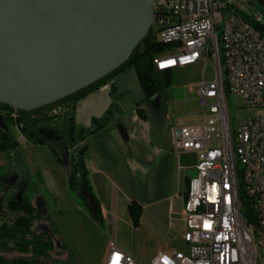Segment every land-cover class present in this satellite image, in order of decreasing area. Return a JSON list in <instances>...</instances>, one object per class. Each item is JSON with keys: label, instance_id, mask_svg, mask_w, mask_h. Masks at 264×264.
<instances>
[{"label": "built area", "instance_id": "1", "mask_svg": "<svg viewBox=\"0 0 264 264\" xmlns=\"http://www.w3.org/2000/svg\"><path fill=\"white\" fill-rule=\"evenodd\" d=\"M224 4L153 0L155 41L177 49L176 55L154 57L155 69L202 65L197 103L207 117L203 123L179 127L180 135L172 142L175 153L198 156L182 211L186 250L158 252L150 264H264V40L233 14L224 18ZM219 20H227L223 45L213 42ZM220 46H227L225 58H218ZM219 59L229 61L231 93L241 98L244 109L255 112L234 128L226 100L221 99ZM208 67L211 77L206 79ZM233 148L243 153L242 172L249 188L247 200L254 206L250 216H256L255 230H247L249 216L243 218L235 200ZM103 264L144 263L109 242Z\"/></svg>", "mask_w": 264, "mask_h": 264}, {"label": "crops", "instance_id": "2", "mask_svg": "<svg viewBox=\"0 0 264 264\" xmlns=\"http://www.w3.org/2000/svg\"><path fill=\"white\" fill-rule=\"evenodd\" d=\"M143 97L135 69L127 68L74 107V124L86 135L85 166L102 224L90 219L106 240L97 264H103L109 242L144 264L158 252L186 250L182 211L198 156L175 153L172 142L179 127L203 121L176 115L167 96ZM132 202L141 208L136 227L128 212ZM65 207L70 210L69 203Z\"/></svg>", "mask_w": 264, "mask_h": 264}, {"label": "water", "instance_id": "3", "mask_svg": "<svg viewBox=\"0 0 264 264\" xmlns=\"http://www.w3.org/2000/svg\"><path fill=\"white\" fill-rule=\"evenodd\" d=\"M152 23L153 0H0V103L32 111L101 80Z\"/></svg>", "mask_w": 264, "mask_h": 264}, {"label": "trees", "instance_id": "4", "mask_svg": "<svg viewBox=\"0 0 264 264\" xmlns=\"http://www.w3.org/2000/svg\"><path fill=\"white\" fill-rule=\"evenodd\" d=\"M241 18L254 27L264 39V27L250 18ZM170 47V45H162L155 41L151 26L144 39L134 48L129 59L123 65L108 76L74 94L32 111H16L8 104L0 103V111L5 115L4 123L15 127L26 142L35 146L47 147L57 162H63L64 159L69 160L73 179L68 178L67 180L68 190L75 194L73 197L82 202L90 218L99 225L102 224L100 205L92 190L85 166L87 148L83 143L86 135L82 130L77 129L73 120L75 104L127 68H134L136 71L144 95L143 101L164 91L171 84L170 71H157L153 59L157 54ZM225 93H228L226 88ZM137 111L141 112V110ZM14 113H16V117L13 116ZM142 116L144 115L142 114ZM103 127L104 125L99 126L90 134ZM16 144V139L11 134L0 129V161L6 157L13 165V168L8 172L0 173V250L12 246L16 252L24 255L47 259L56 253L61 257L65 254V246L60 241H56L57 237L53 226L48 221L47 202L45 207L41 208L37 202L29 198L26 194L28 185L26 174L14 185H6L4 182L5 178L14 171V166L20 165L19 168L23 166V157L14 153ZM74 165H76V172ZM8 166H10L8 162L0 165V170ZM82 191L86 193V196ZM18 193L21 198L17 197ZM247 199L248 196L241 182L239 200L243 218L253 215L251 203ZM128 212L133 226L136 227L139 224L141 208L132 202L128 205ZM43 221H46L47 224H42ZM0 264H14V262L0 255ZM33 264L47 263L35 262Z\"/></svg>", "mask_w": 264, "mask_h": 264}, {"label": "rangeland", "instance_id": "5", "mask_svg": "<svg viewBox=\"0 0 264 264\" xmlns=\"http://www.w3.org/2000/svg\"><path fill=\"white\" fill-rule=\"evenodd\" d=\"M226 4L229 8L227 7V10H223L224 18L227 17L229 12H236L241 17L250 18L264 27V3L260 0H230ZM154 28L155 25H153ZM216 36L221 37V30L216 32ZM167 54L176 55V47L167 48L164 52L157 54L155 58ZM221 72L223 80L227 82V67L223 62L221 64ZM170 74V86L151 98L167 96L169 100L173 101L176 115L185 119L190 118V120L194 118L195 121L200 118L199 120L204 122L206 115L204 117L201 115L202 111L197 103V91L199 82L202 79V65L196 64L184 69H172ZM204 75L206 79L211 77L210 67L206 69ZM225 100L233 128L239 122L255 115L254 111H249L242 107V100L238 95L229 91L225 93ZM0 129L7 131L16 139L17 144L14 148V153L20 154L24 160L21 168H19L20 165L14 166L13 172L16 180L19 177L23 178L26 174L28 179L26 194L31 200L37 202L41 208H44L47 202L49 210L48 221L53 226L57 237L56 241H60L65 246V255L62 258H59L60 256L56 253H53L47 259L34 255H24L16 252L12 246L0 250V255L13 261L14 264H33L35 262H45L47 264H97V261L103 257L106 251V240L102 231L100 233L94 227L95 225L82 202L79 199H75L73 197L75 194L68 190L67 178L73 179L69 160L64 159L63 162H57L47 147L35 146L26 142L15 127L4 123L1 112ZM7 162L10 163V166L2 168L0 173L8 172L13 168L11 161L9 162L6 157L1 159L0 165ZM238 166L237 170H241L242 166ZM17 197L21 198L20 193H18ZM68 203L70 204V210L65 207ZM43 223L47 224L46 221H43Z\"/></svg>", "mask_w": 264, "mask_h": 264}, {"label": "bare ground", "instance_id": "6", "mask_svg": "<svg viewBox=\"0 0 264 264\" xmlns=\"http://www.w3.org/2000/svg\"><path fill=\"white\" fill-rule=\"evenodd\" d=\"M195 1L196 2H207L208 0H195ZM262 2L264 3V0H262ZM227 7L229 8V6H227V4L225 3L224 10H227ZM228 14H233L234 19L238 23H241L247 29L261 36L260 33L254 27H252L250 24L244 21L239 15L236 14V12H229ZM226 28H227V20H219V22L216 23L213 29V42L215 43V45H223L224 33H225ZM220 30H221V37H218L216 36V32ZM226 56H227V46H220L218 48V58H222V57L225 58ZM221 61L222 59H219L218 74H219V77L221 78V99H225V88L227 92L229 91L231 92V84H229L231 82V73L229 70L228 59H223V64H225V66L227 67V74H228L227 82L224 81L222 77V72H221V64H222ZM242 160H243V153L241 149L233 148V156H231L232 178H233V184H234V190H235V200H236L237 206L240 207V209H241V203L239 200V188H240L241 182L243 184V188L247 196L249 197V188L248 186L245 185V179L243 177L242 169L237 170V167L239 168L238 165L242 166ZM251 208H252V214H254L253 204H251ZM250 217L252 218L250 219ZM255 224H256V216H249V220H247V230H255Z\"/></svg>", "mask_w": 264, "mask_h": 264}, {"label": "flooded vegetation", "instance_id": "7", "mask_svg": "<svg viewBox=\"0 0 264 264\" xmlns=\"http://www.w3.org/2000/svg\"><path fill=\"white\" fill-rule=\"evenodd\" d=\"M1 112V111H0ZM1 114H3V119H4V113L3 112H1ZM19 179H20V177H19ZM18 179V180H19ZM15 181L16 180V176H15V174H14V172H11V174H9L6 178H5V180H4V182H5V184H6V182L7 181H9V182H12V181Z\"/></svg>", "mask_w": 264, "mask_h": 264}]
</instances>
